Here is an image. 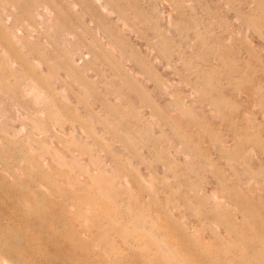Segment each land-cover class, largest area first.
Masks as SVG:
<instances>
[{"label":"rangeland","instance_id":"1","mask_svg":"<svg viewBox=\"0 0 264 264\" xmlns=\"http://www.w3.org/2000/svg\"><path fill=\"white\" fill-rule=\"evenodd\" d=\"M0 264H264V0H0Z\"/></svg>","mask_w":264,"mask_h":264}]
</instances>
